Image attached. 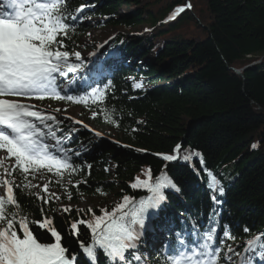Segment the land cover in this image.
Returning <instances> with one entry per match:
<instances>
[{
    "label": "trees",
    "instance_id": "obj_1",
    "mask_svg": "<svg viewBox=\"0 0 264 264\" xmlns=\"http://www.w3.org/2000/svg\"><path fill=\"white\" fill-rule=\"evenodd\" d=\"M100 1L69 0L68 7L74 10L81 4L96 5L83 15L101 17L108 24L124 28L126 33L113 38L102 54L109 57L101 69L102 76L69 73L65 80H73L71 88L77 93L87 90L82 78H88L91 86L112 81L106 101L85 110H114L116 125L105 122L102 114L94 122L118 132L123 144L102 139L85 129L73 132L74 124L62 121L58 136L71 133L64 146L82 153L73 160L92 165L72 177L73 182L84 178L87 183L69 189L71 202L80 194L95 195L96 189L101 188L104 193L117 196L111 205L103 207L111 211L125 194L137 199L147 195L146 190L130 187L136 177L144 179L147 169H151L153 178L166 170L180 191L166 190L167 200L158 218L171 222L174 232H187L192 218H199L204 225L208 212L214 210L219 224L229 225L240 242L237 250H242L244 240L264 233V0ZM187 2L190 8L186 7ZM120 4H128V15L117 14ZM177 7L185 10L169 20ZM142 24L151 27L147 36H128ZM85 29L77 22L75 32L66 40L67 50L77 51ZM148 54L152 59L141 62ZM140 79L150 88H134L133 82ZM254 143L256 148H252ZM177 144L182 146L181 156L185 152H199L203 164L195 156L190 162H166L156 155L172 154ZM205 168L225 188L222 197L217 193L222 200L218 206L210 199V178ZM50 185L65 190L57 183ZM31 192L35 193L32 189ZM16 196L31 218L42 219V208L43 215L53 218L69 256L80 252V241L90 240L86 226H79L78 237L68 229L71 221L89 219L91 213L78 216L77 209L72 207L71 212L59 214L53 201L44 205L19 189ZM100 209L92 210L100 215ZM158 218L152 222L154 227L160 225ZM32 227L38 239L51 242L50 233ZM245 227L248 233L243 231ZM166 235L168 239L174 238ZM157 252L158 249L150 252L147 262L163 264ZM79 264H88L82 254ZM98 264H107L102 251L98 253ZM141 264H145L144 260Z\"/></svg>",
    "mask_w": 264,
    "mask_h": 264
},
{
    "label": "snow or ice",
    "instance_id": "obj_2",
    "mask_svg": "<svg viewBox=\"0 0 264 264\" xmlns=\"http://www.w3.org/2000/svg\"><path fill=\"white\" fill-rule=\"evenodd\" d=\"M68 3L69 0H2L0 3V189L4 193L0 195V264H79L81 254L88 264H98L100 251L107 264H141L139 245L149 228L156 231L152 222L167 200L166 190L180 191L166 170L153 178L151 169H147L144 179L136 177L130 187L146 190L147 195L137 199L125 194L111 211L101 208V214L95 215L92 208H78V216L91 213V217L74 219L68 231L78 237L79 226H86L90 240L80 241V252L71 256L69 249L62 245V235L54 227L53 218L43 215V208L42 219L31 218L16 196L19 189L44 205L60 199L59 194L50 191L53 180L47 174H51L54 182L65 188L70 200L69 189L87 183L84 178L73 182L72 177L83 168H92L87 162L76 163L73 157L79 158L82 153L64 146L71 133L57 135L63 123L56 115L60 109H41L30 102L52 99L90 107L103 104L112 89L111 80L102 86H91L85 77L82 79L87 90L68 94L75 91L71 88L73 80L64 78L69 73L84 71L86 66L79 51L67 50L66 40L75 32L78 21L90 19L83 15L86 8L94 7L81 4L71 10ZM184 10L185 7H177L168 19H175ZM88 71L95 77L103 75L99 69ZM133 87L140 89L143 85L134 81ZM98 114H102L105 122L117 124L114 110L100 107L91 116L94 119ZM66 118L91 130L83 121ZM95 135L100 137L102 133L95 132ZM256 147L254 143L252 148ZM181 151L182 146L177 144L172 154L156 155L166 162H190L195 156L203 164L199 152H185L181 156ZM204 170L210 178V199L218 206L222 200L217 193L222 197L225 188L211 171ZM38 175L44 181L42 185L32 183ZM37 187L40 191L31 192ZM96 192L106 195L101 188ZM62 211L71 212L72 207L62 205ZM190 225L187 232L183 229L174 232L171 222L161 226L170 237L174 236L158 248L163 264H264V233L244 240L243 249L238 251L240 242L229 225L219 224L214 210L208 212L206 224L201 225L199 218H192ZM32 226L50 233L51 242L38 239ZM243 231L248 233L249 229L245 227Z\"/></svg>",
    "mask_w": 264,
    "mask_h": 264
},
{
    "label": "rangeland",
    "instance_id": "obj_3",
    "mask_svg": "<svg viewBox=\"0 0 264 264\" xmlns=\"http://www.w3.org/2000/svg\"><path fill=\"white\" fill-rule=\"evenodd\" d=\"M88 2H94V0H87ZM103 2V0L100 1V3ZM90 3V4H91ZM91 6V5H90ZM94 6V5H92ZM96 5L94 7H88L86 10H93L95 9ZM85 10V11H86ZM130 13L128 4H120L117 9V14L120 17H124ZM90 17V19H84L78 21L80 24H82L86 29L83 35L81 36L78 44H77V51L81 53L82 60L84 63H86L85 70L88 69H99L101 70L103 68V65H107L109 61L108 56H103L102 54L107 49L108 45L110 44L111 40L115 38L116 36L120 34L126 33L124 31V28L120 26H113L111 24H108L107 21H105L103 18L98 16H87ZM148 29V31H146ZM151 30V27L147 24L139 25L131 30V32L128 34V36L141 38L145 37L149 34ZM152 55L148 54L147 56H143L141 58V62L146 61L147 59H152ZM128 63L133 62L131 59H126ZM158 66V65H156ZM138 82H141L143 87L141 89H149V84L145 83L143 79H140ZM33 104L38 105L41 109H49V110H55L60 109L59 112L56 113L57 118L61 121L67 122L68 124H73V121L70 119H67L66 117H72L75 120L83 121V123L88 124L91 128L95 129L96 131L102 133L106 138H100L109 140L114 143H121L122 138L116 132L114 129L107 127V126H98L94 119L91 116V112H87L85 110V107L81 104H68L65 101H56L52 99H45L43 101L39 100H31L30 101ZM74 127L77 128L78 131L76 132H84L83 128L79 124H74ZM86 130V129H85ZM50 143H52L51 140H49ZM123 144V142L121 143ZM48 175V174H47ZM50 179L53 180V183H55V179L48 175ZM32 183L35 185H42L44 181L40 179L39 175L32 180ZM50 191L55 192L59 194L60 199L58 200H52L56 206V212L61 213L62 211V205L68 206L75 209H99L106 206L111 205L116 200V195L114 193H106V195H102L100 193H97L95 195H85L80 194L76 197L75 202H71V199L69 200L67 197V192L60 188V187H52L51 185ZM35 192L40 191V188H33L32 189ZM3 190L0 189V195H3ZM72 198V196H71ZM159 229V228H158ZM159 231L156 229V231H153L148 235V240L152 238V235L154 233H158ZM160 233V232H159ZM159 238L157 234L154 235V239ZM165 241V240H164ZM161 241V244L164 242ZM142 248H144L142 250ZM142 248L139 250L144 256L145 264H149L146 260L147 255V246H142ZM258 259V258H257Z\"/></svg>",
    "mask_w": 264,
    "mask_h": 264
},
{
    "label": "water",
    "instance_id": "obj_4",
    "mask_svg": "<svg viewBox=\"0 0 264 264\" xmlns=\"http://www.w3.org/2000/svg\"><path fill=\"white\" fill-rule=\"evenodd\" d=\"M187 5H189V3L187 2ZM239 73V72H238Z\"/></svg>",
    "mask_w": 264,
    "mask_h": 264
},
{
    "label": "bare ground",
    "instance_id": "obj_5",
    "mask_svg": "<svg viewBox=\"0 0 264 264\" xmlns=\"http://www.w3.org/2000/svg\"><path fill=\"white\" fill-rule=\"evenodd\" d=\"M157 234V233H156Z\"/></svg>",
    "mask_w": 264,
    "mask_h": 264
}]
</instances>
